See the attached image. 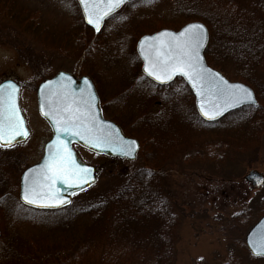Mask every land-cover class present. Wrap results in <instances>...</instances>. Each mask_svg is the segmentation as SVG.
<instances>
[{
    "label": "rangeland",
    "instance_id": "rangeland-1",
    "mask_svg": "<svg viewBox=\"0 0 264 264\" xmlns=\"http://www.w3.org/2000/svg\"><path fill=\"white\" fill-rule=\"evenodd\" d=\"M12 1L15 13L22 12L25 18L33 13L40 15V25L47 32L45 39H56L55 44H47L42 36L35 38L24 28L19 29L20 25L14 22L13 17L9 20L6 18L7 14L10 16L12 7L5 0H0V82L13 79L20 84V105L30 130L24 142L7 149L0 148V238L3 236L4 242L0 247V256H10L8 264H38L45 256L52 255L49 249L53 245L63 247L71 244L73 236L65 227L77 216V213L70 216L66 211L53 220L50 215L28 210L18 199L21 172L40 159L43 145L51 136L48 125L37 112L38 84L60 70L89 75L101 89L106 116L119 119L130 129L133 112L142 102L132 97L133 88L136 84H143L144 88L154 89L148 83L150 80L141 73V61L135 50L136 41L141 35L160 28L178 29L198 17L199 20L206 19L220 12L221 19L225 14L227 17H224L230 21L235 38L236 34L244 35V40L238 39L236 42L245 41L247 44L251 42V33L255 28H248L250 25L246 26L247 21L236 25L239 22L230 17L238 18L240 14L243 17L250 12L255 16L254 8L259 4L264 6V0H222L221 7L229 8L224 10V14L220 5L212 3L219 0H153L152 3H144L143 0L111 16L103 26L108 33L102 30L104 32L93 42L73 0ZM177 3H181V7ZM187 7L191 8L190 12L197 9L196 17H185ZM221 19L214 20V23L220 26ZM248 32L250 35H247ZM224 34L220 30L218 37ZM261 64L263 67L259 68L257 75L264 80V61ZM218 65L216 69L233 75L224 63ZM147 105V115L155 116L159 112L160 107L154 102ZM170 143L171 151L177 145L175 141ZM77 152L84 162L99 167L94 186L101 184L106 187L122 180L123 174L133 166V161L99 158L80 148ZM166 154L161 156L162 180L166 190H173L175 202L182 210L175 244V264H227L234 258L241 264H264L263 257L252 260L248 251L238 248L239 244H245L246 232L264 215V181L255 186L246 180V175L251 171L259 172L264 179V146L226 154L217 149L210 158L207 152L196 150L179 156L170 152L168 160H165ZM221 154L229 159L221 161ZM79 198H74L73 202ZM81 202L83 200L76 201L77 206ZM245 208L256 218L246 229L234 219V215ZM5 239L9 243L7 246ZM45 244L48 245L45 247Z\"/></svg>",
    "mask_w": 264,
    "mask_h": 264
},
{
    "label": "trees",
    "instance_id": "trees-1",
    "mask_svg": "<svg viewBox=\"0 0 264 264\" xmlns=\"http://www.w3.org/2000/svg\"><path fill=\"white\" fill-rule=\"evenodd\" d=\"M141 1L143 0H136L122 9L126 11L130 6ZM220 1L222 0L212 3L220 5L224 14V10L229 8L221 7L223 2L220 3ZM5 2L12 7L9 10L10 16L7 14L6 18L9 20L13 17L14 22L22 26L17 25L19 29L24 28L25 32L35 38L42 36L47 44L56 43V39H45L47 32L40 25V15L33 13L25 18L22 12L15 13L14 1L5 0ZM178 5L181 7V3ZM187 8L185 17H196L197 9L194 8L190 12L191 8ZM254 9L255 16H252L250 12L243 17L242 14L238 18L230 17L233 21L239 22L236 25L247 21L246 26L250 25L248 28H255L251 33V42L247 44L245 41L236 42L238 39L244 40V35L236 34L237 39L235 38L232 32L233 27L225 14L226 17L223 16L222 19L221 13L216 12L217 14H211L201 20L207 24L209 31V40L204 53L207 63L215 68L219 67V63H224L225 67L228 66L233 75L224 74L231 80L242 81L250 86L256 95L257 104L242 106L216 121L207 122L197 114L193 95L181 78H176L170 84L163 86L149 81L150 87L154 89L144 88L143 84H136L132 97L142 102L133 112L130 129H127L119 119L110 117L123 128L125 133L139 140L141 151L138 158L134 160L137 162H131L133 166L123 174L122 180L110 183L106 187L97 184L75 196L83 200L79 206L76 203L79 200H76L63 209L39 211L41 214L52 216V219L66 211H69L70 216H72L71 213H77V216L65 227L69 235L73 236L71 244L63 247L53 245L49 249L52 255L45 256L38 264H85L86 262L175 264V244L182 210L175 202L173 190L165 189L161 176L163 165L161 156L167 153L164 157L168 160L170 152L174 156H179L190 150H196L207 152L210 158L215 155L217 149L226 154L229 151L244 152L264 146V80L257 75L259 68L263 67L261 62L264 61V6L259 4V7ZM78 15L82 20L81 13L78 12ZM220 19V26L214 23V20ZM23 23L26 24L25 27ZM102 30H107L108 33L107 28ZM102 30L99 34L104 32ZM220 30L225 34L218 37ZM89 34L91 42L99 35L91 29ZM247 35H250V32ZM103 46H106V43H103ZM151 102L160 107L155 116L146 114L147 104ZM171 141H175L177 146L170 151ZM144 147L147 150L146 153H144ZM146 154L151 157L149 158ZM225 154L220 155L221 161L228 157ZM141 157L142 160L139 161ZM98 171L99 167H97V173ZM34 211L38 212V210ZM234 219L245 229L256 221L248 208L236 213ZM2 242L3 236L0 238L1 248L4 245ZM8 244L5 239V246ZM47 245L45 244V247ZM238 248L248 251L244 242L239 244ZM250 257L254 260V257L251 255ZM10 258L2 254L0 264H8ZM234 261L227 264H241L237 260Z\"/></svg>",
    "mask_w": 264,
    "mask_h": 264
},
{
    "label": "snow or ice",
    "instance_id": "snow-or-ice-1",
    "mask_svg": "<svg viewBox=\"0 0 264 264\" xmlns=\"http://www.w3.org/2000/svg\"><path fill=\"white\" fill-rule=\"evenodd\" d=\"M152 2L153 0H144V3ZM80 3L84 7L88 23L99 31L100 21L125 4L126 0H80ZM159 36L171 38L161 41L159 46L154 45L157 48V56L163 55V60L158 58L146 64L145 71L161 83L171 80L176 74L185 76L201 97L200 111L203 116L215 119L227 108L245 103L256 105L251 89L242 84H230L223 76L202 63L200 49L207 39V32L202 24H189L178 34L162 32ZM152 39L155 41L157 38ZM160 48L164 49L163 53L159 51ZM17 93V86L11 82L0 85V141L4 142L0 146H7L16 140V137L27 135L20 109L16 104ZM206 95L211 96L207 103L204 99ZM57 100L58 103L50 98L49 110L43 111L44 104L41 105V110L45 116L52 119L54 126H60L58 132L74 134L81 139L93 138L96 146H113L119 143L122 154L133 155L136 141H124L122 137L115 136L111 130L103 127V122L93 111L94 94L89 93L87 98L82 95L77 101L70 100L69 94L65 93L63 96L57 95ZM48 148L49 155L44 163L24 174L23 200L28 204L53 206L70 203L71 201L59 198V193L51 191V187L60 179L86 183L84 178L91 173L90 168L82 167L76 162L71 150L66 146H56L54 141ZM29 173L36 175L30 179ZM46 188L48 190H45ZM260 241L259 245H254V249H260L255 254L264 255V234L261 235Z\"/></svg>",
    "mask_w": 264,
    "mask_h": 264
},
{
    "label": "water",
    "instance_id": "water-1",
    "mask_svg": "<svg viewBox=\"0 0 264 264\" xmlns=\"http://www.w3.org/2000/svg\"><path fill=\"white\" fill-rule=\"evenodd\" d=\"M131 1H133V0H126V3L131 2ZM77 2L81 8V13H82L83 20H84L85 24L87 26L91 27L95 32H99L103 26L104 19L107 18L108 16L104 17V19L100 21V29H99V31H97L96 27L94 25L88 23L87 16H86L85 11H84V7L81 5L80 0H77ZM119 8H117L115 11H117ZM194 23L195 24H202L200 22H188L178 30H173V29H169V28H162V29L157 30L153 33L144 34L137 40L135 49H136V52H137V54L141 60L142 72L147 77H149L150 79H152L153 81H155L158 84H167V83L171 82L176 77L183 78L184 81L186 82V84L191 89L193 95H194L195 107H196L200 117L205 121H214V120L220 119L221 117H223L228 112L235 110V109H237L243 105H246V103L245 104H239L236 107L227 108V109L222 111V114L217 115L215 119H208L207 117H205L201 114V111H200L201 97L197 94V89L192 86V83L189 82V80L185 76L180 75V74H176L172 77L171 80H168L164 83H161L160 81H157L154 77L148 75V73L145 71V65L146 64H150L158 58L160 60H163V55H160L159 57L157 56V48H155L154 45L159 46L161 41H168L171 38L167 37V36H159L160 33L169 32V33L178 34L187 25L194 24ZM204 28L206 29V32H207V39L204 41V44H203L202 48L200 49V56L202 58V63L207 68L212 69L213 72L219 73L230 84H242V85L246 86L247 88L251 89L249 86H247L246 84H244L242 82L228 80L224 75H222V73L220 71L210 67L206 63V60L204 57V49H205L207 42H208V31H207V28L205 26H204ZM153 37H156L157 39L154 41L152 39ZM159 51L161 53H163L164 49L160 48ZM145 57H148V59L146 60ZM9 82H11L12 84H15L18 88V93H17V97H16V104H17L18 108L20 109V115L23 118V122H24L23 128L27 131V135L16 137V140L12 141V143L7 145V146H10V145L15 144V143L20 142V141H23L24 139H26V137L29 134V130L27 129V126L25 124V119H24L23 113H22L21 108H20L19 86L12 80L2 81L0 83V85H7ZM49 82H51V83H49ZM82 90H83V92H82ZM252 92H253V90H252ZM65 93L69 94L70 100L74 99L77 101L81 98L82 95L84 98H87L89 93L94 94V97H95L94 105H95V107H94L93 111L98 115L99 120L103 122V127L106 130H111L115 136L122 137L124 141H129V140L136 141V146L134 147L133 155L126 156V155L122 154V152L120 150V144L119 143H117L113 146H106V145L96 146L93 138L86 137L85 139H81L79 136H76L74 134L69 135L68 133H65L63 131L58 132V127H60V126H54L52 119L43 114V112L41 110V105L44 104L43 111H48L49 110L48 109V100L51 98L53 100H56L58 103L59 101L57 100V95L63 96ZM253 95H254V98L256 99L254 92H253ZM36 96H37L38 113L48 123V125L51 129V132H52V136H51L50 140L47 141L44 145L43 156H42V159L40 160V162L28 167L21 175L19 198H20V201L22 203H24L25 205H28V206H31L34 208H38V209H57V208H61V207L69 204V203H66V204H59V205H53V206H40L39 204H36V205L28 204L23 200L24 174L26 172H28L29 169H37V167L39 165L44 163L45 159L48 158V155H49L48 146L50 144H52L54 141L56 142V146H59V147L66 146L68 149H70L73 158L76 160V162L78 164H80L82 167H86V168L91 169L90 175L88 177L84 178L87 181L86 183L81 184L78 182H72L71 180L60 179V180H57L55 182V185L51 187V191L59 193V198L66 199L68 201H71V197L73 195L81 192L82 190H84L86 188H89L90 186H92L96 182L95 168L93 166L86 165L84 162H82L80 160L78 154L76 153V151L73 148V144H77L80 147H83V148L90 150L92 152H95L97 154H102V155H106V156H110V157H120V158H125L127 160H134L135 159L136 154L140 148L138 140H136L133 137L127 136L123 132L121 127L116 122H114L113 120L106 119L103 117L100 106H99V98H98L97 92H96L95 87L92 84L91 80L87 76H82L80 78H77L73 74H70V73H67L64 71H59L55 76H53L52 78L43 80L38 85L37 90H36ZM204 99L207 103L209 100H211V96L206 95L204 97ZM256 103H257V101H256ZM74 107H75V105H74ZM3 143H4L3 141H0V145H2ZM53 151H55V146L53 148ZM33 175H36V173H29V178L31 179V177ZM246 180L251 181L253 185L258 186L263 182V176H261L260 173L257 171H251L246 175ZM45 190H48V189L46 188ZM262 234H264V216H262L248 230V232L246 233V236H245L246 246H247L248 250L252 253V255L255 257H264V255L255 254V252L260 250L258 247L254 249V245L260 244V242H261L260 237Z\"/></svg>",
    "mask_w": 264,
    "mask_h": 264
},
{
    "label": "flooded vegetation",
    "instance_id": "flooded-vegetation-1",
    "mask_svg": "<svg viewBox=\"0 0 264 264\" xmlns=\"http://www.w3.org/2000/svg\"><path fill=\"white\" fill-rule=\"evenodd\" d=\"M74 74V73H73ZM77 77H80V76H82V75H85V76H87L90 80H91V82L93 83V85H94V87H95V89H96V91H97V94H98V96H99V102H100V108H101V112H102V114L105 116V117H107L106 116V105H105V103L103 102V100H102V97H101V94H100V91H101V89L99 88V87H97V85L95 84V81L93 80V78H91L89 75H86V74H80V75H77V74H75ZM49 78V77H48ZM23 115H24V112H23ZM24 117H25V115H24ZM41 118V117H40ZM43 119V118H42ZM25 120H26V118H25ZM43 121L46 123V121L43 119ZM47 124V123H46ZM74 147H75V149H77V148H80L79 146H77V145H74ZM81 149V148H80ZM40 159H41V157H40ZM39 159V160H40ZM38 160V161H39ZM37 161V162H38ZM37 162H35V163H37Z\"/></svg>",
    "mask_w": 264,
    "mask_h": 264
},
{
    "label": "bare ground",
    "instance_id": "bare-ground-1",
    "mask_svg": "<svg viewBox=\"0 0 264 264\" xmlns=\"http://www.w3.org/2000/svg\"><path fill=\"white\" fill-rule=\"evenodd\" d=\"M77 11L80 13L81 12V8H80V6H78L77 7ZM110 16V15H109ZM108 16V17H109ZM107 17V18H108ZM107 18H105L104 19V22H105V20L107 19ZM103 22V23H104ZM191 22H200V23H202L206 28H207V31H208V26H207V24L203 21V20H199V18L198 19H195V20H192ZM103 28H101L100 29V31L99 32H95L93 29H91L94 33H96V34H99L100 32H101V30H102ZM208 40H209V31H208ZM207 44H208V42H207ZM176 78H181V77H176ZM176 78H174L171 82H173ZM148 80H150L151 82H153L154 84L156 83L155 81H153L152 79H150V78H147ZM183 81H184V79L183 78H181ZM185 82V81H184ZM186 83V82H185ZM192 93V92H191ZM192 95H193V93H192ZM255 97H256V95H255ZM256 101H257V98H256ZM258 102V101H257ZM247 105V104H246ZM249 105V104H248ZM198 114V113H197ZM201 118V117H200ZM202 119V118H201ZM205 121V120H204ZM127 135V134H126ZM127 136H129V135H127ZM129 137H133V136H129ZM133 138H135V137H133ZM136 140H138L137 138H135ZM138 142H139V140H138ZM139 145H140V142H139ZM140 149V148H139ZM139 151V150H138ZM138 153V152H137ZM136 157H137V154H136ZM136 157H135V159H136ZM134 159V160H135ZM134 160H132V161H134ZM0 234H1V231H0Z\"/></svg>",
    "mask_w": 264,
    "mask_h": 264
}]
</instances>
